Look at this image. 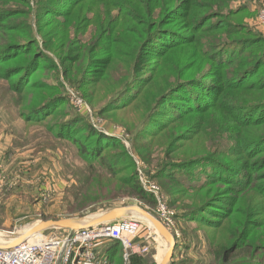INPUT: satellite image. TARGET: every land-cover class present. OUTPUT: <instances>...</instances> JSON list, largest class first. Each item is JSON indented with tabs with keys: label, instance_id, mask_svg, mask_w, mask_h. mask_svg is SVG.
Here are the masks:
<instances>
[{
	"label": "trees",
	"instance_id": "1",
	"mask_svg": "<svg viewBox=\"0 0 264 264\" xmlns=\"http://www.w3.org/2000/svg\"><path fill=\"white\" fill-rule=\"evenodd\" d=\"M95 1L47 0L40 7L42 0L40 20L45 24ZM245 1L236 6L238 0H108L107 24L117 21L114 12L120 14L115 30L101 31L95 45L81 44L73 58L86 73L98 72L93 69L101 67L98 64L121 69L124 84L100 115L118 116L114 110L122 108L117 106L128 94L144 100L147 111L138 128L124 126L144 157L154 147L163 151L166 162L155 177L169 188V206L182 211V219L196 218L217 264H264V76L248 82L264 67V51L255 49L264 39L238 21L247 10ZM29 4V0H0V64L26 56L21 58L24 63L6 72L7 77H16L9 80H17L18 87L41 57L26 52L37 48L35 37L12 31L16 29L9 22L17 25L16 18L29 16ZM62 4L73 7L61 11ZM26 29L32 32L27 25ZM102 39L109 49L96 51ZM68 51L72 52L70 46ZM151 61L155 62L147 71L150 75H144ZM57 99L67 104L66 97ZM52 102L40 103L22 116L35 121ZM80 124H85L82 119H73L66 127L77 130ZM66 127L65 135L58 133L57 138L79 148L90 163L88 174L99 176L87 179L91 180L88 198L102 204L91 214L111 210L110 201L118 197L155 204L134 174L123 175L124 166L110 165L101 157L102 148L115 146L110 139L90 126L85 127L86 137L67 133ZM175 170L188 172L177 177ZM112 242L115 254L110 257H115L122 249L118 241Z\"/></svg>",
	"mask_w": 264,
	"mask_h": 264
},
{
	"label": "rangeland",
	"instance_id": "2",
	"mask_svg": "<svg viewBox=\"0 0 264 264\" xmlns=\"http://www.w3.org/2000/svg\"><path fill=\"white\" fill-rule=\"evenodd\" d=\"M27 8L29 16L19 17L16 24L10 20V25L16 30L24 31L29 37L34 36L38 44L35 49H28V55L37 52L41 57L36 59L33 68L26 74L22 87H18L16 77H7L12 67L24 63L26 56L7 59L0 64V244L10 247L27 239L28 232L40 222L63 218L90 220L102 213L91 214L102 206L101 202L94 204L88 198L87 180L99 178L98 174H88L89 162L80 155V150L66 138L59 139L58 133H64V127L73 119H82L77 130L69 126L71 132L80 137H86V126L110 139L102 148V156L106 157L110 165L124 166L123 175L134 174L139 185L146 191L141 180L152 182L159 188L163 202L170 205L169 188L156 178L159 167L164 158L163 151L154 147L149 157L137 152L133 143V135L126 127H136L143 120L147 106L140 96L128 94L119 102L114 110L117 115L99 112L106 105L110 97L124 83L120 80L121 69L118 66L106 68L102 64L96 73H86L85 67L75 64L76 56L81 44L95 45L99 33L109 34L115 30L120 21V14L114 12L117 21L108 23L104 15L108 0H96L93 3L84 2L74 8L68 15L58 16L44 24L40 20L39 5L42 0H29ZM238 6L241 4L238 0ZM38 2V5L36 4ZM47 0H43V7ZM247 10L241 14L238 21L248 25L257 35L264 39V26L260 23L261 13L264 11V0H246ZM73 4H62L58 9L68 11ZM26 25L31 28L28 32ZM116 34V33H115ZM105 35V34H104ZM63 39L62 41L60 39ZM114 39V36H112ZM67 44L61 46L62 42ZM104 40L96 51L109 49L104 47ZM61 46V47H60ZM71 47V53L68 51ZM264 51V43L255 49ZM101 56L100 59H106ZM44 60V62H42ZM155 61L147 63L144 75H150V68ZM93 69L91 71H93ZM164 73H166L164 71ZM15 74V72H12ZM163 72L161 73V75ZM264 76V67L257 75L248 80L255 82ZM135 93V90L132 92ZM58 97H66L67 104ZM55 99V100H53ZM48 108L37 116L35 121H25V112L39 106L40 103L50 102ZM128 104V105H127ZM120 114V115H119ZM37 117V118H36ZM122 118V119H121ZM126 125V127L124 126ZM77 137V136H75ZM81 141L84 142L83 139ZM161 161V162H160ZM178 171L177 177H183L185 170ZM199 175L197 170L193 171ZM189 179V178H188ZM147 192V191H146ZM150 194V193H149ZM116 195L114 192L112 196ZM153 206L146 205L136 198L118 197L110 201L111 209L121 207H139L157 217V200ZM82 201V202H81ZM172 208L171 206H169ZM176 212L175 225L169 229L175 248L170 264H217L209 251L203 230L198 228L196 218L182 219V211L172 208ZM195 218V219H194ZM127 219H135L140 223V230L136 243L150 244L151 251L142 256H135L134 264H160L164 257L171 252V246L145 219L136 213L128 215ZM27 231V232H26ZM58 230H48L45 234H53ZM27 234V235H25ZM24 236V237H23ZM110 247L114 242H109ZM1 247V246H0ZM110 264H123L122 251ZM232 264H243L233 262Z\"/></svg>",
	"mask_w": 264,
	"mask_h": 264
},
{
	"label": "built area",
	"instance_id": "3",
	"mask_svg": "<svg viewBox=\"0 0 264 264\" xmlns=\"http://www.w3.org/2000/svg\"><path fill=\"white\" fill-rule=\"evenodd\" d=\"M260 23L264 26V11ZM141 182L147 193L156 197L158 220L168 230L172 229L176 212L163 202L156 185L147 180ZM57 230L53 234H35L14 246L0 247V264H98L96 247L103 241L120 243L123 264H134L135 256L151 251L150 244L134 241L140 230V223L135 219L124 218L75 231Z\"/></svg>",
	"mask_w": 264,
	"mask_h": 264
},
{
	"label": "water",
	"instance_id": "4",
	"mask_svg": "<svg viewBox=\"0 0 264 264\" xmlns=\"http://www.w3.org/2000/svg\"><path fill=\"white\" fill-rule=\"evenodd\" d=\"M136 213L143 219H145L148 223H150L153 228L158 231V233L163 237L167 243L171 246V252H169L163 259V261L160 264H170L171 259L173 257V250L175 248V242L173 240V237L169 230L158 220L155 219L150 213H148L146 210H143L139 207H121V208H114L109 211H106L102 213L100 216H98L94 221L86 223L85 219H76V218H63V219H54V220H45L40 222L38 225H36L29 233L27 238L35 235L40 234L42 232L48 231V230H57V229H65V230H79L82 228L92 227L95 224L98 223H104V222H114L118 220H122L126 217H128L129 214Z\"/></svg>",
	"mask_w": 264,
	"mask_h": 264
},
{
	"label": "crops",
	"instance_id": "5",
	"mask_svg": "<svg viewBox=\"0 0 264 264\" xmlns=\"http://www.w3.org/2000/svg\"><path fill=\"white\" fill-rule=\"evenodd\" d=\"M97 217L91 218L90 220H86V223H88V222L90 223V222L94 221ZM114 222H116V221H114ZM104 223H106V222H104ZM99 224H103V223H98V224H95L94 226L99 225ZM109 242L110 241H103V242L98 243V245L96 247V250L98 253V262H99L98 264H110L111 261L116 257L115 255H114L115 257H110L111 254L113 255L115 253H114V250L112 249V247H110ZM2 245L3 244L1 243L0 246H2Z\"/></svg>",
	"mask_w": 264,
	"mask_h": 264
},
{
	"label": "bare ground",
	"instance_id": "6",
	"mask_svg": "<svg viewBox=\"0 0 264 264\" xmlns=\"http://www.w3.org/2000/svg\"><path fill=\"white\" fill-rule=\"evenodd\" d=\"M31 231H33V230H30L27 234L29 235V233H31ZM27 232V231H26ZM158 232V231H157ZM27 234H25V235H27ZM24 237V236H23ZM2 247V246H1Z\"/></svg>",
	"mask_w": 264,
	"mask_h": 264
}]
</instances>
